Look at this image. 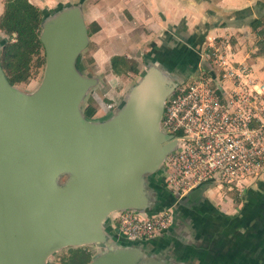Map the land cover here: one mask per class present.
Returning <instances> with one entry per match:
<instances>
[{
	"label": "water",
	"instance_id": "1",
	"mask_svg": "<svg viewBox=\"0 0 264 264\" xmlns=\"http://www.w3.org/2000/svg\"><path fill=\"white\" fill-rule=\"evenodd\" d=\"M82 16L80 2L43 17L45 63L35 91L10 85L0 65V264H48L64 247L85 246L99 249L88 264H184L165 242L119 237L108 219L159 212L160 190L176 201L152 182L176 147L161 118L164 102L196 71L200 47L187 49L195 59L188 72L146 49L120 107L105 120L88 119L81 105L98 79L77 67L89 43Z\"/></svg>",
	"mask_w": 264,
	"mask_h": 264
},
{
	"label": "crops",
	"instance_id": "2",
	"mask_svg": "<svg viewBox=\"0 0 264 264\" xmlns=\"http://www.w3.org/2000/svg\"><path fill=\"white\" fill-rule=\"evenodd\" d=\"M87 1L91 5L85 10L82 3V17L85 23L99 26L88 37L90 42L94 36L98 46L91 69L98 72L106 59L107 77H120L112 73L110 59L127 58L138 44L145 43L144 29L148 28L162 50L180 42L194 50L214 39L224 45L229 61L251 70L254 78L264 79V65L258 74L252 65L264 60V0ZM244 46L251 52L250 64L231 59ZM214 189L220 191L206 186L180 198L174 196L176 201L168 207L173 213L170 227L153 240L165 242L184 264H264V173L240 196L216 194ZM185 197L189 199L182 202ZM182 205L189 211L181 210ZM108 226L116 233L110 218Z\"/></svg>",
	"mask_w": 264,
	"mask_h": 264
},
{
	"label": "built area",
	"instance_id": "3",
	"mask_svg": "<svg viewBox=\"0 0 264 264\" xmlns=\"http://www.w3.org/2000/svg\"><path fill=\"white\" fill-rule=\"evenodd\" d=\"M224 50L214 39L203 44L196 71L164 102L161 130L176 147L160 175L177 198L206 186L240 196L264 173V79ZM109 218L119 237L148 241L165 234L172 211Z\"/></svg>",
	"mask_w": 264,
	"mask_h": 264
},
{
	"label": "trees",
	"instance_id": "4",
	"mask_svg": "<svg viewBox=\"0 0 264 264\" xmlns=\"http://www.w3.org/2000/svg\"><path fill=\"white\" fill-rule=\"evenodd\" d=\"M50 11L52 10H41L29 0H3V11L0 15V33L3 36L0 40L3 42L0 52V65L10 85L16 86L26 82L44 67V50L39 40V34L43 17ZM89 25L88 37L99 31V26L96 23ZM14 33L15 37H13ZM181 37L184 38V34H181ZM163 51L161 54L164 57L173 56L174 59L182 57L185 62L195 61L192 58V53H188L186 48L179 51H169L168 49ZM110 68L116 76L137 73L136 63L129 65L124 56L111 58ZM95 113L96 109L89 104L83 109V114L88 119H91ZM159 179L161 178L159 177ZM158 182L162 183L160 180ZM155 186L158 189L161 187L160 185ZM159 192V199L164 201L165 205L157 208V210L171 205L168 201V194L161 192V190ZM92 256L87 248H69L67 255L60 258L59 263L88 264Z\"/></svg>",
	"mask_w": 264,
	"mask_h": 264
},
{
	"label": "rangeland",
	"instance_id": "5",
	"mask_svg": "<svg viewBox=\"0 0 264 264\" xmlns=\"http://www.w3.org/2000/svg\"><path fill=\"white\" fill-rule=\"evenodd\" d=\"M29 1L38 8H40L41 10L43 9L55 10L58 6H63L65 4L80 3V0H29ZM81 2L82 3L84 2L83 4H85V10H88L91 4L88 5L87 0H81ZM2 11H3V0H0V15ZM86 19L89 21L88 15L86 16ZM85 24L87 26V30L88 28L90 29V25L87 23ZM144 32L148 36V38L145 37V43L138 44V47H136L135 51L133 53H128V57L126 58V60H128L129 65H133L134 63H136V70H137L136 74L130 73L126 75H121L118 78L107 77L109 71V65L108 63H106L107 61L106 59L105 61H103V58L101 59V61L103 62L101 63L100 70L98 72L97 70L95 71L92 70L91 69V64L93 59L92 56L98 47L97 43L95 42L96 39H94V36L90 38V42L88 43L87 48L80 54L78 60H76L77 67L83 75L98 79V84L88 92L81 105L82 110L84 109V107H86L87 104L93 106L96 109V113L91 119L97 121L105 120L120 107L121 103H123V101L125 100L130 87L138 81L140 75L144 70V55L146 49L148 48L150 49L151 47L156 51H159L160 53L163 51L161 49V46L155 45L153 37L149 35L152 32L148 28H145ZM2 38L3 36L0 35V40ZM168 48L169 47H167V49ZM249 56H251V52L248 50V48L244 46L239 50H237V53H235L231 59L236 62H241L245 60L244 61L245 64H250L252 62ZM252 65L255 68L256 73L258 74L259 72H261L258 69L261 68V65L262 66L264 65V60H260V61L256 60L255 62L252 63ZM43 69L44 67L35 76L31 77L24 83L16 85V87L20 91L25 93H31L35 91L41 82ZM153 178L154 180H156V176H154ZM214 192L216 194L220 193L221 195L226 193L225 190L216 191V189H214ZM231 196L236 197L237 195L236 193L232 192ZM83 248H87L92 253L93 256L97 254L99 250L94 246H85ZM68 249L69 248L64 247V249H61L60 251L53 254L48 259V264H60L59 263L60 258L67 255Z\"/></svg>",
	"mask_w": 264,
	"mask_h": 264
},
{
	"label": "flooded vegetation",
	"instance_id": "6",
	"mask_svg": "<svg viewBox=\"0 0 264 264\" xmlns=\"http://www.w3.org/2000/svg\"><path fill=\"white\" fill-rule=\"evenodd\" d=\"M182 48H186V51H187V49H189V46H186V44L184 43V42H180V43H175V45L173 46V47H169L168 48V50L169 51H179V50H181ZM167 50V49H166ZM162 52H164V51H162ZM179 59H182V57H180ZM179 59H175L176 60V63H178L177 65H179L178 67H180L181 68V70H183L184 72H188V70H190L189 68H190V64H186V62L182 59L181 61L179 60ZM159 177L161 178V179H159ZM162 181V183L161 182H158V181ZM152 181H153V184H155V185H160L161 187L163 186V188H165L166 189V186H165V184H164V178H163V176H161L160 174L158 175V176H156V180H154V178H152ZM167 190V189H166ZM167 192H168V190H167ZM169 194H171L170 192H169ZM175 198V197H174ZM186 199H189V197H185L183 200H182V202L183 201H185ZM181 207V210H183V211H185V212H188L189 211V207H186V206H180ZM173 214V213H172ZM173 216V215H172ZM173 218V217H172ZM166 232H167V230H166ZM151 241H153V239H151Z\"/></svg>",
	"mask_w": 264,
	"mask_h": 264
}]
</instances>
